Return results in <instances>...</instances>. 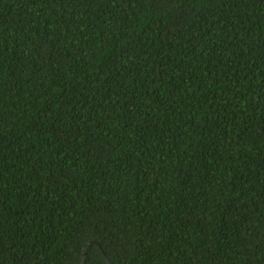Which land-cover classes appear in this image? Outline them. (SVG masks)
<instances>
[{"label":"trees","instance_id":"16d2710c","mask_svg":"<svg viewBox=\"0 0 264 264\" xmlns=\"http://www.w3.org/2000/svg\"><path fill=\"white\" fill-rule=\"evenodd\" d=\"M264 264V0H0V264Z\"/></svg>","mask_w":264,"mask_h":264},{"label":"water","instance_id":"95a60500","mask_svg":"<svg viewBox=\"0 0 264 264\" xmlns=\"http://www.w3.org/2000/svg\"><path fill=\"white\" fill-rule=\"evenodd\" d=\"M93 244H99V243H98V241H91V243L89 244V246L87 247L86 251L83 254L82 264H85L86 257H87L88 252H89V250ZM107 264H111V261L108 258H107Z\"/></svg>","mask_w":264,"mask_h":264}]
</instances>
